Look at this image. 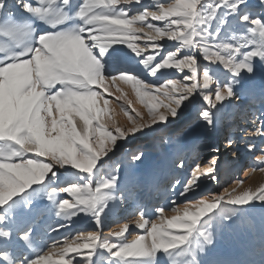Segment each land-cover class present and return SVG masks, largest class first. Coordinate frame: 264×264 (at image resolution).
Masks as SVG:
<instances>
[{
  "label": "snow or ice",
  "instance_id": "snow-or-ice-1",
  "mask_svg": "<svg viewBox=\"0 0 264 264\" xmlns=\"http://www.w3.org/2000/svg\"><path fill=\"white\" fill-rule=\"evenodd\" d=\"M197 101L206 128L242 120L249 139L264 141V110L250 120L228 107L264 106V0H0V264H264V180L188 199L202 179L218 180L217 155L189 169L173 142L185 133L172 122ZM158 131L174 153L146 180L133 167L125 184V164L105 161ZM236 144L225 138L226 149ZM245 147L264 165V147ZM146 159L138 148L128 165ZM161 191L173 198L154 218L140 204L134 220L103 233L111 210ZM240 215L254 242L237 258L213 253L216 221ZM81 216L97 230L46 242ZM132 227L139 234L128 239Z\"/></svg>",
  "mask_w": 264,
  "mask_h": 264
},
{
  "label": "rangeland",
  "instance_id": "rangeland-1",
  "mask_svg": "<svg viewBox=\"0 0 264 264\" xmlns=\"http://www.w3.org/2000/svg\"><path fill=\"white\" fill-rule=\"evenodd\" d=\"M147 3L148 0H145ZM170 46V45H169ZM175 73L169 72L168 77L173 78L175 76ZM154 79V78H149ZM113 99L114 98H110ZM133 100H135V97H132ZM239 109L246 110L248 114L250 115L251 111H262L264 110V106L261 105L260 108L255 109L251 108V106L247 103V101H242V103L233 101L232 105L228 106L229 110L233 113L238 111ZM137 108H140L139 104L135 105ZM112 107L116 109L118 116L117 119L120 121L121 124L127 123L126 118L123 116L122 113L119 112L118 108V102H113ZM199 108V101H197L194 105H189L188 108H186V112L180 115L177 120L173 121L171 126H176L177 130H182L185 133V130L188 128V125H199L200 127V135L197 140H194L191 135L186 143H191L192 153L187 158L186 162V168H191L194 166L196 159H199L202 164L206 163L211 155H217L218 156V166H217V175L218 180L214 182V185L212 181L208 180L207 178H204L201 180L200 188L188 195V199L194 200L202 195L207 194H215V193H221L225 188H231L234 185V182L238 179H243L245 181V186L248 184H251L255 178V175L259 174L258 172L249 177L246 175L248 169L252 167H264V165H258L255 156L259 155V152L256 153H250L247 151L245 145L248 142L255 143L258 148L264 147V141H261L260 139H249L245 135L244 129L246 127H250V125H240V120L234 124L233 126H227L226 124H221L222 131L218 132L219 127L215 128L216 133V140H212L210 137L204 136V129L206 128L203 126L197 119V111ZM143 110V109H141ZM249 119H252V116H249ZM198 123V124H197ZM244 124V122H243ZM191 127V126H190ZM236 129L238 130V133L235 135H230V130ZM206 131L209 133L213 131V129L206 128ZM164 135L163 132H157V133H148L146 136H139L135 138H129L126 142H121L118 149L116 150L115 154L110 156L109 160H106V165H113L117 161L122 162L125 164V170L122 173L124 176V183L127 184L129 182L130 176L129 173L131 172L132 168H135V174L139 176L141 179L146 180L148 179L147 176V169L149 166L156 161L162 160L164 157L169 156L174 153L175 148L173 145H166L163 140L162 136ZM231 137L237 141V144L231 148L226 149L224 147L225 144V138ZM147 142L152 143V148H143L147 154V159L144 161L143 164L135 165V166H129L128 165V155L125 152L127 147L133 148L132 153L135 152L138 147L137 143H140L141 145L147 144ZM174 144H183L184 146L186 143L181 141V137H173ZM200 142H203V146L201 148H198L197 145H199ZM218 147L220 151L218 153H212L211 148ZM186 151V148H185ZM236 151L238 152L237 157L233 161L231 158V152ZM149 152V153H148ZM202 152V154H201ZM243 157V161L240 163L237 162V159L240 157ZM233 165V167H232ZM177 175H180V173H177ZM258 176V175H257ZM259 176H261L259 174ZM214 187V189H211ZM154 194V201L152 203L153 206L156 207L161 203H164L165 205H168L170 200L173 198L170 195H167L161 191L160 193H153ZM167 196V198H166ZM178 202H182L184 198L182 197H175ZM143 201H140L139 199L135 202H133L132 205L128 206L127 209L123 210V205L117 206L112 213H109L107 217L104 219V227L102 229L103 233L105 235H108L110 231L117 229L121 224V221L125 222L126 219L128 220H134L135 216L130 215V213H133L135 208L142 204ZM150 217L154 218L152 216V213H150ZM255 220L256 223L259 224V210H256L255 213ZM90 217L81 216L74 220L73 225L71 228L66 229L63 233H57V232H49L47 234V237L45 238L46 242L50 243L52 239H59L61 236L66 235L68 233H75L77 231H95L96 226L93 223V221ZM90 222V223H89ZM120 222V223H119ZM252 222V220L245 216L240 215L235 217L230 223L221 224L219 221H216L215 223V243L211 248V251L215 254L220 255L223 258H237L238 255L242 252V250L245 247L250 246L254 240L253 237L249 235L248 225ZM52 224L55 223V220L53 219L51 221ZM119 223V224H118ZM117 225V226H116ZM43 226V223H42ZM43 229V228H42ZM50 234V235H49ZM139 234V230L135 227L130 228L129 233H126V236L128 239H132L135 235ZM110 239H115L114 237H109ZM255 239L258 240V231L255 234ZM238 252V253H237ZM235 254V255H234Z\"/></svg>",
  "mask_w": 264,
  "mask_h": 264
},
{
  "label": "bare ground",
  "instance_id": "bare-ground-1",
  "mask_svg": "<svg viewBox=\"0 0 264 264\" xmlns=\"http://www.w3.org/2000/svg\"><path fill=\"white\" fill-rule=\"evenodd\" d=\"M176 75H178V74H176ZM240 103H242V101H240ZM261 107V105L260 104H256L255 106H251V108H255V109H258V108H260ZM186 112V110L184 109L183 111H182V113H181V115L183 114V113H185ZM252 113H254V112H252L251 111V113H250V115L249 116H252ZM255 113H259V111H256ZM253 118V117H252ZM251 120V119H250ZM239 121V120H238ZM236 123H238L237 122V120L235 121V122H228V123H226V125L227 126H233L234 124H236ZM240 125H245V124H243V121L242 120H240ZM198 124V123H197ZM191 126V127H190ZM200 127L201 126H199V125H188V128L185 130V134H184V136L183 137H181V141H183L184 143H186L187 142V140L189 139V137H191V135H193L192 137L194 138V140H197L198 138H199V135H200V133H201V131H200ZM219 127V129H218V132H221L222 131V127L219 125L218 126ZM173 129H176V126H173ZM204 129V136L205 137H210L212 140H216V133H215V129H213V131L212 132H208V131H206V128H203ZM238 133V130H236V129H231L230 130V135L232 134V135H235V134H237ZM138 145H137V147L138 148H145L144 146H146V148H152V143H151V145H150V143L149 142H147V144H140V143H137ZM198 146V148H201V146H203V142H200L199 143V145H197ZM134 148V147H133ZM133 148H131V147H127V149H126V153H127V155H128V157L132 154V150H133ZM185 148H186V151H185V154H184V158H185V162H187V158L190 156V154L192 153V148H193V146H192V144L191 143H186V145H185ZM147 152V151H146ZM149 153V152H148ZM201 154H202V152H201ZM231 158L233 159V161L235 160V158H233L232 156H231ZM255 158V157H254ZM241 161H243V157L241 156L240 158H238L237 159V162L238 163H240ZM232 167H233V165H232ZM258 175V176H257ZM257 175H255V178L253 179L254 181L251 183V184H253V185H256V184H258L259 182H261L262 180H264V177H261V176H259V174H257ZM213 183V185H214V182H212ZM211 189H214V187H212ZM154 194H152V195H141V197L139 198V200L140 201H143V203L142 204H144V205H146L148 208H149V210H150V212H149V214L151 213V209H153V206H150V205H152V203H153V201H154ZM138 200V199H137ZM137 200H135V201H137ZM135 201H133V200H129L126 204H124L123 205V210L124 209H127L128 208V206H130V205H132L133 204V202H135ZM115 209V208H114ZM114 209L113 210H111L109 213H112V211H114ZM124 221V220H123ZM123 221H121V223L120 224H123L124 222ZM92 222V221H91ZM90 223V222H89ZM118 223V224H119ZM55 224V223H54ZM53 224V225H54ZM117 226V225H116ZM41 228H43V226L41 225ZM64 231H66V229H62L60 232H57L58 234L59 233H63ZM52 233V232H51ZM50 235V234H49ZM47 237V235L45 236V238ZM44 238V239H45ZM238 253V252H237ZM235 255V254H234Z\"/></svg>",
  "mask_w": 264,
  "mask_h": 264
}]
</instances>
